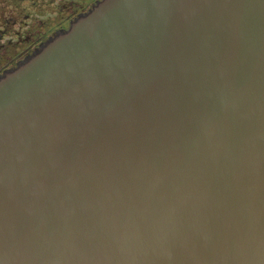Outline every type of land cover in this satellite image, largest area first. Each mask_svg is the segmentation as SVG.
<instances>
[{
	"label": "water",
	"instance_id": "95a60500",
	"mask_svg": "<svg viewBox=\"0 0 264 264\" xmlns=\"http://www.w3.org/2000/svg\"><path fill=\"white\" fill-rule=\"evenodd\" d=\"M0 264H264V0H95L3 69Z\"/></svg>",
	"mask_w": 264,
	"mask_h": 264
},
{
	"label": "flooded vegetation",
	"instance_id": "af4514ba",
	"mask_svg": "<svg viewBox=\"0 0 264 264\" xmlns=\"http://www.w3.org/2000/svg\"><path fill=\"white\" fill-rule=\"evenodd\" d=\"M94 1L0 0V73Z\"/></svg>",
	"mask_w": 264,
	"mask_h": 264
},
{
	"label": "rangeland",
	"instance_id": "374dc122",
	"mask_svg": "<svg viewBox=\"0 0 264 264\" xmlns=\"http://www.w3.org/2000/svg\"><path fill=\"white\" fill-rule=\"evenodd\" d=\"M6 11H7V10L5 9L4 13H6Z\"/></svg>",
	"mask_w": 264,
	"mask_h": 264
}]
</instances>
